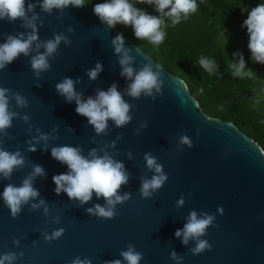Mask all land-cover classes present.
I'll return each instance as SVG.
<instances>
[{
    "label": "water",
    "instance_id": "95a60500",
    "mask_svg": "<svg viewBox=\"0 0 264 264\" xmlns=\"http://www.w3.org/2000/svg\"><path fill=\"white\" fill-rule=\"evenodd\" d=\"M42 0H25L35 7L27 11V19L36 17L38 41L29 56L21 54L5 69L0 70V87L23 95L27 108L10 110L30 116L29 122L14 119L3 147L25 157L23 168L14 171L11 179L0 176V193L5 185L19 186L34 166L44 169L36 176L33 187L39 196L23 205L13 218L0 199V255L7 252L24 255L14 264H71L76 258H88L91 264H105L120 259L127 245L142 253L140 264H264V150L249 134L232 120L222 119L186 84L180 74H174L122 30L109 25L93 12L86 1L83 7L71 5L51 13L40 8ZM25 20H0V44L7 35L29 33ZM62 34L71 42L61 41L57 52L48 58L50 70L37 76L31 70V57L37 54L36 44ZM123 36L124 48L130 49L131 66L139 71L150 64L161 73L162 84L153 95L133 98L126 95L131 83L121 75L119 55L112 41ZM39 52L44 49L40 48ZM99 63L102 71L92 80L87 72ZM71 78L82 99L95 97L98 90L107 91L113 84L131 106L130 122L117 127L108 121L107 134H97L86 117L75 111L76 103L67 102L56 91V84ZM146 125V126H145ZM37 129L40 132H37ZM48 134L47 142L39 140ZM187 136L192 146L183 144ZM35 138V139H34ZM70 145L88 156L92 149L98 155L105 152L123 163L128 182L118 190L130 193V199L117 204V215L105 220L87 212L105 199L93 192L91 200L81 204L69 199L63 191L57 194L53 176L66 173L67 165L51 156L56 146ZM35 151H30L31 147ZM151 153L168 176L165 183L149 198H142V179H151L154 172L146 167L144 155ZM183 197L184 204L177 206ZM43 199L47 206L30 210L32 203ZM222 209V211H220ZM208 213L215 217L200 239L207 240L211 250L193 255L194 240L182 243L175 236L182 229L190 211ZM63 228L64 234L46 241L44 234ZM18 239L19 245L13 240ZM35 242V243H34ZM175 252L177 260L171 254Z\"/></svg>",
    "mask_w": 264,
    "mask_h": 264
},
{
    "label": "clouds",
    "instance_id": "9594fccd",
    "mask_svg": "<svg viewBox=\"0 0 264 264\" xmlns=\"http://www.w3.org/2000/svg\"><path fill=\"white\" fill-rule=\"evenodd\" d=\"M136 3L153 5L159 15L148 14L145 10L135 7L130 0H104L103 3L94 5L93 12L109 27H115L117 24L126 27L131 26L137 39L158 46L163 43L165 38V32L163 31L166 26L164 17H167L175 26L181 22L182 17L187 19L190 13L197 10L196 0H136ZM84 4L85 0H42L39 6L43 11L51 13L53 9L62 11L70 5L80 8ZM34 7L35 5L28 4L26 9L25 0H0V20L7 19L9 22L17 19L25 20L24 26L32 29L27 34L7 35L6 41L0 44V70L5 69L21 54L29 56L33 51L32 45L39 39L34 22L36 17L33 16L30 20L27 19V11H31ZM244 11L248 10L244 9ZM241 27L247 29L248 49L251 52L252 60L264 65V3L251 8ZM61 41L65 44L71 43L62 34H54L52 39L36 44L37 54L31 57L30 63L31 70L37 76L41 72L50 70L51 65L48 58L57 52ZM112 44L115 52L120 54L121 75L131 81L127 86L126 95L138 98L141 93L146 96L153 95V89L159 92L162 84V80H160L161 73L159 71L154 72L150 64H145L142 69L136 71L131 66L133 57L129 55L130 49L124 48L122 35H117ZM40 48H43L44 51L39 52ZM234 55H239L240 59L238 64L230 65L233 69L232 75L251 76V70L247 73L244 72L243 55L240 53ZM199 64L208 73H212L216 67L214 61L203 57L200 58ZM100 71H102V66L97 63L94 69L87 72V75L90 79L95 80ZM77 82L79 81L64 78L62 82L56 84V91L64 96L69 103L75 100L76 113L86 117L97 134H107L106 129L109 120H112L117 127H123L130 122L132 119L129 115L131 106L123 99L122 94L117 90L116 84H113L107 91L98 90L95 97L89 96L85 100L82 99V94L76 92L74 88V83ZM12 100L15 101L17 108L28 107V101L23 95L13 92L9 88L0 87V176L9 180L14 171L24 167L25 157L19 150L15 152L6 150L2 146V138L12 139L7 130L13 126L14 119H22L26 123L30 121L29 115L24 114L21 116L20 113L10 110ZM37 132H40V130L37 129ZM49 138L48 134L40 133L39 140H36V142L39 143L40 140L47 142ZM180 141L189 147L192 146L187 136H181ZM29 150L35 151L36 149L33 146ZM51 156L60 163L66 164L68 168L66 173L53 176L57 194L63 191L69 199L78 200L81 204L91 200L93 192L96 193L97 198L102 196L105 199V206L97 204L93 208H88L87 212L89 214L105 220L112 219L118 214L115 206L130 199V193L120 195L118 191L122 185L128 182V173L124 170L123 163L115 161L107 152L98 155L97 150L92 149L85 157L82 155L80 148L62 145L53 147ZM144 160L146 167L152 170L154 174L151 179H142L139 191L142 198H149L165 183L168 176L163 172L162 165L157 163L156 158L151 153H146ZM36 176H44L42 166H34L33 171L21 181L19 186L8 183L0 193V199L10 210L13 218L18 216L23 205H28L30 201L39 196L38 190L33 187ZM183 204L184 199L181 197L177 201V206ZM41 206H44L45 214H47L48 209L43 199L39 201V204L32 203L30 210ZM214 219L215 217L208 213L198 214L195 210L190 211L186 218L187 222L182 229L176 230L175 236L182 237V243L184 244H187L189 240L196 242V246L190 249L193 255L201 254L205 250L210 251L211 245L207 240L200 239V237L206 234V229L213 224ZM63 234L64 229L59 228L50 235L45 233L44 238L46 241H52L60 238ZM13 244L18 246L19 240L14 239ZM23 255V252L19 254L7 252L0 255V264H14ZM120 256L126 264H140L143 259L142 253L136 251L132 244H128L127 250L121 251ZM171 256L177 260L182 259L177 257L175 252ZM71 264H91V260L76 257ZM105 264H122V261L115 259L106 261Z\"/></svg>",
    "mask_w": 264,
    "mask_h": 264
},
{
    "label": "trees",
    "instance_id": "16d2710c",
    "mask_svg": "<svg viewBox=\"0 0 264 264\" xmlns=\"http://www.w3.org/2000/svg\"><path fill=\"white\" fill-rule=\"evenodd\" d=\"M85 1L92 8L104 2ZM130 2L150 15H159L153 5L136 3V0ZM196 3L197 10L190 13L187 19L182 17L175 26L164 17L165 38L158 46L137 39L131 26L117 24L116 27L165 68L180 74L217 117L235 122L264 150V95L260 91L264 65L254 62L246 52L234 50L218 39L219 25L235 30L238 20L247 19L251 8L264 3V0H196ZM237 53L243 55L244 72L251 70V76L232 75L230 65L238 64L240 59L239 55H234ZM201 57L214 61L216 67L212 73L200 66Z\"/></svg>",
    "mask_w": 264,
    "mask_h": 264
},
{
    "label": "rangeland",
    "instance_id": "374dc122",
    "mask_svg": "<svg viewBox=\"0 0 264 264\" xmlns=\"http://www.w3.org/2000/svg\"><path fill=\"white\" fill-rule=\"evenodd\" d=\"M244 19H239L238 22L236 23L235 30H229L223 25H219V35L218 39L228 47L246 52L248 55H251L250 50L248 49V41L249 37L246 31V28H242L241 25L243 24ZM261 90L262 91V96L264 95V79L261 84Z\"/></svg>",
    "mask_w": 264,
    "mask_h": 264
}]
</instances>
